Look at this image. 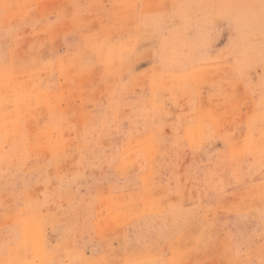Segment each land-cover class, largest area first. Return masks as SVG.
Listing matches in <instances>:
<instances>
[{"label":"rangeland","instance_id":"rangeland-1","mask_svg":"<svg viewBox=\"0 0 264 264\" xmlns=\"http://www.w3.org/2000/svg\"><path fill=\"white\" fill-rule=\"evenodd\" d=\"M30 222L45 264H264V0H0V264Z\"/></svg>","mask_w":264,"mask_h":264},{"label":"bare ground","instance_id":"bare-ground-1","mask_svg":"<svg viewBox=\"0 0 264 264\" xmlns=\"http://www.w3.org/2000/svg\"><path fill=\"white\" fill-rule=\"evenodd\" d=\"M42 97H43V93H42V95H39L37 97V99L40 100V99H42ZM28 234H29V237H30V240H31L30 243H35V245H36V248H37V257L40 259L41 264H45V260H44V258L42 256V252H41L40 246H38V244H37L38 243L37 242L38 241V237H37L38 236L37 235L38 234V226H37V224L35 222L34 223L30 222L29 227H28ZM35 261H36V259H35Z\"/></svg>","mask_w":264,"mask_h":264}]
</instances>
